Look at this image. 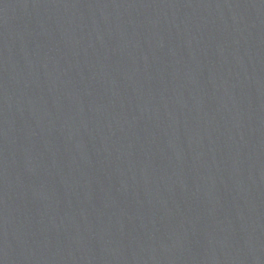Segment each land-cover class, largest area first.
Masks as SVG:
<instances>
[{"label":"water","instance_id":"1","mask_svg":"<svg viewBox=\"0 0 264 264\" xmlns=\"http://www.w3.org/2000/svg\"><path fill=\"white\" fill-rule=\"evenodd\" d=\"M0 264H264V0H0Z\"/></svg>","mask_w":264,"mask_h":264}]
</instances>
